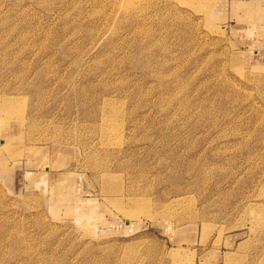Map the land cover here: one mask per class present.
<instances>
[{
  "label": "rangeland",
  "instance_id": "374dc122",
  "mask_svg": "<svg viewBox=\"0 0 264 264\" xmlns=\"http://www.w3.org/2000/svg\"><path fill=\"white\" fill-rule=\"evenodd\" d=\"M0 126V264H264V0H0Z\"/></svg>",
  "mask_w": 264,
  "mask_h": 264
},
{
  "label": "bare ground",
  "instance_id": "6f19581e",
  "mask_svg": "<svg viewBox=\"0 0 264 264\" xmlns=\"http://www.w3.org/2000/svg\"><path fill=\"white\" fill-rule=\"evenodd\" d=\"M7 104V103H6ZM8 106H10L9 104H8ZM2 120V119H1ZM109 120V119H108ZM3 121H6L7 122V120L6 119H4ZM4 124H6L5 122H3ZM6 126H8L7 124H6ZM1 127V126H0ZM11 128V127H10ZM1 129H2V127H1ZM17 132H18V130H17V128L16 127H12L11 128V134H12V136H16V134H17ZM8 140V139H7ZM6 143H7V141H6Z\"/></svg>",
  "mask_w": 264,
  "mask_h": 264
}]
</instances>
